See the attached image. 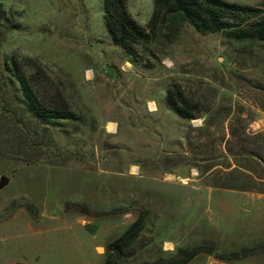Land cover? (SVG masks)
<instances>
[{"label":"rangeland","instance_id":"obj_1","mask_svg":"<svg viewBox=\"0 0 264 264\" xmlns=\"http://www.w3.org/2000/svg\"><path fill=\"white\" fill-rule=\"evenodd\" d=\"M125 5L135 62L102 0H0V264H100L138 219L122 264H264V43ZM16 74L76 119L40 123Z\"/></svg>","mask_w":264,"mask_h":264},{"label":"trees","instance_id":"obj_2","mask_svg":"<svg viewBox=\"0 0 264 264\" xmlns=\"http://www.w3.org/2000/svg\"><path fill=\"white\" fill-rule=\"evenodd\" d=\"M102 3L104 24L110 39L126 53L130 62H135L139 44L145 41L149 34L130 18L125 0H102ZM151 22L156 24L167 22L175 26V29H178L182 22H187L198 32H226L227 37L235 42L263 44L264 0L257 7L228 4L222 0H154ZM15 77L28 113L40 123L70 122L76 119L75 114L69 110L44 106L28 80L19 74ZM168 101H170V109L179 117L185 120L195 117L187 109L186 103H178L171 95ZM143 228V221L138 219L119 238L109 243L103 264H122L120 261L125 257V248L139 236ZM193 256L194 253L166 264H186Z\"/></svg>","mask_w":264,"mask_h":264},{"label":"water","instance_id":"obj_3","mask_svg":"<svg viewBox=\"0 0 264 264\" xmlns=\"http://www.w3.org/2000/svg\"><path fill=\"white\" fill-rule=\"evenodd\" d=\"M8 178H6L5 176H1L0 177V190L3 189L5 186H7L8 184Z\"/></svg>","mask_w":264,"mask_h":264},{"label":"crops","instance_id":"obj_4","mask_svg":"<svg viewBox=\"0 0 264 264\" xmlns=\"http://www.w3.org/2000/svg\"><path fill=\"white\" fill-rule=\"evenodd\" d=\"M94 236V235H93ZM96 237V236H95ZM104 261H105V258L103 259V258H101V261H100V264H103L104 263Z\"/></svg>","mask_w":264,"mask_h":264}]
</instances>
